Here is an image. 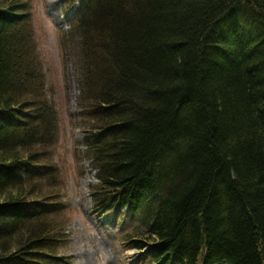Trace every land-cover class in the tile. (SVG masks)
Masks as SVG:
<instances>
[{"label": "trees", "instance_id": "1", "mask_svg": "<svg viewBox=\"0 0 264 264\" xmlns=\"http://www.w3.org/2000/svg\"><path fill=\"white\" fill-rule=\"evenodd\" d=\"M28 1L0 0V264H59ZM79 1L75 25L111 40L89 145L100 194L116 193L103 206L161 198L130 247L143 264H264V0Z\"/></svg>", "mask_w": 264, "mask_h": 264}, {"label": "rangeland", "instance_id": "2", "mask_svg": "<svg viewBox=\"0 0 264 264\" xmlns=\"http://www.w3.org/2000/svg\"><path fill=\"white\" fill-rule=\"evenodd\" d=\"M72 1H28L32 34L45 74L46 96L58 126L57 139L51 147L36 146L55 170V179L48 182L51 186L47 182L41 184L40 192L61 203L60 217L67 240L58 252L65 257L64 264H129L132 252L124 249L121 236L142 233L147 228L146 218L153 213L150 209L160 198L149 200L143 207L147 215L127 222L120 234L111 224V217L101 216L105 196L100 194V175L95 171L86 139L92 129L98 128V120L103 119L97 103L105 81L98 66L89 73L84 68L80 35L90 30L93 22L88 19L81 33L70 26L75 13L68 18L67 10H72ZM76 7L73 4V10ZM132 260L131 264H135L136 260Z\"/></svg>", "mask_w": 264, "mask_h": 264}, {"label": "bare ground", "instance_id": "3", "mask_svg": "<svg viewBox=\"0 0 264 264\" xmlns=\"http://www.w3.org/2000/svg\"><path fill=\"white\" fill-rule=\"evenodd\" d=\"M74 1H78V0H73ZM72 2V3H73ZM81 4L80 1L77 5V9H76V14L78 12V10L80 9ZM76 28H78L79 32L81 33L82 30H84L85 28H82V26H75ZM86 27V26H84ZM83 36V38H81V58L84 62V68L85 70L89 73L97 68L98 66V72L100 74H105L106 71H108L112 66H111V61H112V55H109V53H107L106 49L110 46L109 44L111 43V40L109 38L108 32L105 31L102 28H99L97 26L96 23H93V27L88 30H84L82 31L81 35ZM106 48V49H105ZM99 54V55H98ZM85 57V59H84ZM45 78H43L41 80V83L44 82L45 83V90H46V81L44 80ZM100 121V120H99ZM98 121V123H100ZM49 130H53V123L50 122L49 124ZM45 162L49 165V160H45ZM107 192L109 194L115 195V192H111L110 190H108L106 188V190H103V193ZM105 199H103L104 203H106V199L108 198L107 194L104 193ZM102 198H104L102 196ZM161 199V198H160ZM158 203H155V206L152 207L150 210H153L152 215L146 218L147 220V224L146 227H149V225L151 224L152 220H153V214H155V210L157 207ZM138 209V208H137ZM133 213L134 216H138L139 218L144 217L145 215H147L146 211L145 213L143 212V209H138L140 210V212L137 213V210Z\"/></svg>", "mask_w": 264, "mask_h": 264}]
</instances>
